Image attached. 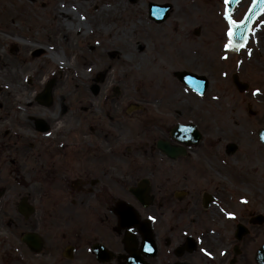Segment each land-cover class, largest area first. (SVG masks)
Wrapping results in <instances>:
<instances>
[{
  "label": "flooded vegetation",
  "instance_id": "1",
  "mask_svg": "<svg viewBox=\"0 0 264 264\" xmlns=\"http://www.w3.org/2000/svg\"><path fill=\"white\" fill-rule=\"evenodd\" d=\"M74 1L89 14L114 2ZM125 1L154 26L184 3ZM251 1L227 16L241 20ZM46 3L0 0V264H264V72L244 58L264 66V9L226 48L230 101L184 85L194 95L169 102L117 84L106 93L103 71L62 78L53 49L46 74L17 64L18 13ZM152 4L168 5L163 20ZM218 103L227 129L215 126Z\"/></svg>",
  "mask_w": 264,
  "mask_h": 264
},
{
  "label": "rangeland",
  "instance_id": "2",
  "mask_svg": "<svg viewBox=\"0 0 264 264\" xmlns=\"http://www.w3.org/2000/svg\"><path fill=\"white\" fill-rule=\"evenodd\" d=\"M93 1L91 4L97 2ZM248 1L243 0V5L237 7L239 15ZM12 3L18 4L17 1ZM181 7L182 12L175 7L167 21L159 26L137 16L125 0H114L113 7L99 6L91 14L74 0H47L45 8L34 10L25 7L30 14L25 17L18 13L21 18L17 17L21 19L17 22L20 47L17 64L24 62L25 69L33 67L46 74L50 72L47 66L54 63L49 56L53 49L65 60L62 78L81 80L78 83L84 84L87 77L90 79L103 71L108 80L106 93L111 92V84H117L127 96H150L158 92L169 102L194 95L174 75L183 69L207 78L205 97L218 96V100H229L233 93L229 89L231 61L235 58L223 49L227 39L223 34L227 30V21L221 16L223 0H184ZM66 8L69 11L64 12ZM10 14L6 15L12 16ZM111 14L114 18H107ZM66 18L72 24L65 25ZM56 31L60 33L56 34ZM72 33L74 37L70 40ZM63 35L67 38L64 39ZM36 48L43 51L33 57L30 52ZM29 56L30 60L27 59ZM244 56L248 68H253L257 74L261 69L264 72V66L252 62L254 56L247 51ZM16 60L9 59V62ZM218 105L221 113H214L215 109H211L216 117L215 126L227 129L233 119L224 111V103ZM242 120L248 121L249 126L254 121L251 118ZM258 158L262 161L264 155L259 153Z\"/></svg>",
  "mask_w": 264,
  "mask_h": 264
},
{
  "label": "water",
  "instance_id": "3",
  "mask_svg": "<svg viewBox=\"0 0 264 264\" xmlns=\"http://www.w3.org/2000/svg\"><path fill=\"white\" fill-rule=\"evenodd\" d=\"M238 0H227V7L226 12H230L234 4ZM152 9V15L153 17H156V21H161L166 17V12L168 5H155L152 4L150 6ZM264 9V0H253L250 4V7L248 8L247 12L243 16V18L239 22H231L230 27V36L231 41L235 44H241L247 36L248 29L252 21L255 17H257L262 10ZM225 20L228 22L230 19H232L230 16L223 15ZM198 30H195V33H197ZM229 42L230 39L227 40V48L229 49ZM224 52L227 53V49L225 47V44L223 46ZM176 77L184 82L187 86L191 87L196 92L202 94L206 87L208 86V80L203 75H197L194 73H191L189 71H178L175 73ZM259 136L261 138V141L264 143V129L260 130Z\"/></svg>",
  "mask_w": 264,
  "mask_h": 264
},
{
  "label": "bare ground",
  "instance_id": "4",
  "mask_svg": "<svg viewBox=\"0 0 264 264\" xmlns=\"http://www.w3.org/2000/svg\"><path fill=\"white\" fill-rule=\"evenodd\" d=\"M67 11H69V8H66V9H64V12H67ZM67 19V18H66ZM65 19V25H68V24H72V22L70 21V20H66ZM76 26H79V24H76ZM74 37V34L72 33V34H70L69 35V38H70V40L72 39ZM228 40V39H227Z\"/></svg>",
  "mask_w": 264,
  "mask_h": 264
},
{
  "label": "snow or ice",
  "instance_id": "5",
  "mask_svg": "<svg viewBox=\"0 0 264 264\" xmlns=\"http://www.w3.org/2000/svg\"><path fill=\"white\" fill-rule=\"evenodd\" d=\"M225 47H227V45H225Z\"/></svg>",
  "mask_w": 264,
  "mask_h": 264
}]
</instances>
